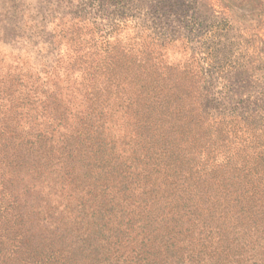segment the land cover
Here are the masks:
<instances>
[{
	"label": "rangeland",
	"instance_id": "obj_1",
	"mask_svg": "<svg viewBox=\"0 0 264 264\" xmlns=\"http://www.w3.org/2000/svg\"><path fill=\"white\" fill-rule=\"evenodd\" d=\"M139 137L187 142L205 172L264 161V0H0V264H264L263 211L202 246L162 215L161 187L137 238L139 193L99 156L141 158Z\"/></svg>",
	"mask_w": 264,
	"mask_h": 264
},
{
	"label": "trees",
	"instance_id": "obj_2",
	"mask_svg": "<svg viewBox=\"0 0 264 264\" xmlns=\"http://www.w3.org/2000/svg\"><path fill=\"white\" fill-rule=\"evenodd\" d=\"M148 118L141 115L133 117L134 130L139 128L140 135L148 131ZM92 130L86 137H96ZM206 136L207 138L202 139L194 138L193 148L199 158L200 155L213 156V142L208 137L209 134L204 137ZM157 137L162 139L163 135L157 134ZM141 141L148 145L146 152L141 155V158L145 157V162L139 154L134 156L132 151H129V155L125 150L114 160L110 156L118 153L114 149L111 154L104 152L99 156L103 161L102 174L107 176L110 173L108 177L116 182L118 193H139L136 207L144 214L136 217L138 214L134 210L131 216L134 220L132 226L138 228L137 238L141 242L149 241L147 218L152 211L147 202L149 197H154L159 187L161 188L158 196L161 197L158 198V204L160 209L167 210L162 215L170 216L171 220L177 223L178 229L185 227V231L195 232L198 241L203 238L202 246L203 241L211 238L217 228L227 227L229 220L236 223L233 229L238 227L241 230L243 222L248 225L251 219L258 217V213L264 212V161L257 165L241 164L228 156L221 163H209V160L203 158L201 163L212 165L211 170L205 172V169L192 159H185L184 155L177 154L180 146L187 142L179 145L172 143L170 148L164 145L162 149L159 146L150 151L149 143L152 141ZM222 142L225 149V138ZM179 158L184 160L179 161ZM104 168L108 171L105 172ZM223 173L225 175H219ZM214 174L218 176H213ZM89 186L96 187V183L93 182ZM136 218H144L146 222L136 221Z\"/></svg>",
	"mask_w": 264,
	"mask_h": 264
}]
</instances>
